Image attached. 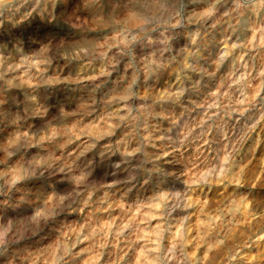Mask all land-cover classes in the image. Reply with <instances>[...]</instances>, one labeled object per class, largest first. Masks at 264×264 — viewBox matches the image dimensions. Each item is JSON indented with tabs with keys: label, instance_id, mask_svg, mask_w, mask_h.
Returning a JSON list of instances; mask_svg holds the SVG:
<instances>
[{
	"label": "clouds",
	"instance_id": "obj_1",
	"mask_svg": "<svg viewBox=\"0 0 264 264\" xmlns=\"http://www.w3.org/2000/svg\"><path fill=\"white\" fill-rule=\"evenodd\" d=\"M85 261L264 264V0H0V264Z\"/></svg>",
	"mask_w": 264,
	"mask_h": 264
},
{
	"label": "rangeland",
	"instance_id": "obj_2",
	"mask_svg": "<svg viewBox=\"0 0 264 264\" xmlns=\"http://www.w3.org/2000/svg\"><path fill=\"white\" fill-rule=\"evenodd\" d=\"M73 228H77V226L76 225H73ZM77 230H78V228H77ZM85 264H87V261H85Z\"/></svg>",
	"mask_w": 264,
	"mask_h": 264
}]
</instances>
